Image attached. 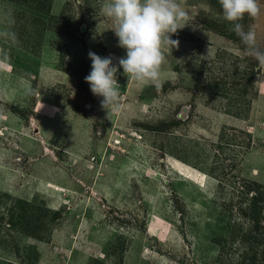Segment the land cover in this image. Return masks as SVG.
<instances>
[{
    "label": "rangeland",
    "instance_id": "obj_1",
    "mask_svg": "<svg viewBox=\"0 0 264 264\" xmlns=\"http://www.w3.org/2000/svg\"><path fill=\"white\" fill-rule=\"evenodd\" d=\"M103 2L0 0V264H264V66L218 0H178L159 81L121 68L108 117L85 82L89 51L126 55Z\"/></svg>",
    "mask_w": 264,
    "mask_h": 264
},
{
    "label": "clouds",
    "instance_id": "obj_2",
    "mask_svg": "<svg viewBox=\"0 0 264 264\" xmlns=\"http://www.w3.org/2000/svg\"><path fill=\"white\" fill-rule=\"evenodd\" d=\"M223 18L233 24V31L245 46L246 55L264 66V50L258 46L257 33L253 26L245 30L241 21L245 16L257 17L261 12L259 0H218ZM103 14L111 19V31L118 39V47L126 55L100 56L89 51L91 71L85 76L92 94L100 100V106L110 117L120 110L123 95L118 84V74L128 82L140 84L157 83L161 76L166 54L179 47V40L171 37L187 26L189 13L178 0H104ZM101 30L97 24L96 31ZM243 70V65H239Z\"/></svg>",
    "mask_w": 264,
    "mask_h": 264
},
{
    "label": "bare ground",
    "instance_id": "obj_3",
    "mask_svg": "<svg viewBox=\"0 0 264 264\" xmlns=\"http://www.w3.org/2000/svg\"><path fill=\"white\" fill-rule=\"evenodd\" d=\"M169 161H168V165L171 167L172 171H175L176 173H178L180 176H182V178L194 182L195 185H198L199 187H204L205 184L203 182L205 179L202 178V175H200L197 170L187 165H184L177 160L175 161L169 160ZM46 185L48 188L56 191V193L62 192L59 186L53 185L51 183H47ZM64 192H65V189H64Z\"/></svg>",
    "mask_w": 264,
    "mask_h": 264
},
{
    "label": "crops",
    "instance_id": "obj_4",
    "mask_svg": "<svg viewBox=\"0 0 264 264\" xmlns=\"http://www.w3.org/2000/svg\"><path fill=\"white\" fill-rule=\"evenodd\" d=\"M51 190H52V189H51ZM52 192H54V193H55L56 191L52 190ZM55 194L57 195V193H55ZM51 210H53V209H51Z\"/></svg>",
    "mask_w": 264,
    "mask_h": 264
}]
</instances>
